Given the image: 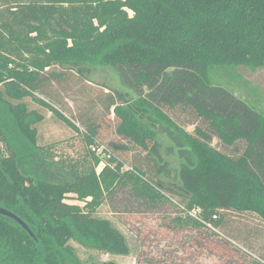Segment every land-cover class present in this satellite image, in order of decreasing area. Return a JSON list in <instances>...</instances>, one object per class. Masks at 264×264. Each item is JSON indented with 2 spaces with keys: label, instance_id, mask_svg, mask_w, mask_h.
<instances>
[{
  "label": "trees",
  "instance_id": "obj_1",
  "mask_svg": "<svg viewBox=\"0 0 264 264\" xmlns=\"http://www.w3.org/2000/svg\"><path fill=\"white\" fill-rule=\"evenodd\" d=\"M9 14L12 26L0 20V207L35 238L0 215V264H82L71 241L127 253L125 236L95 215L107 195L129 179L151 202L172 190L123 171L113 148L146 152L159 173L179 183L186 220L178 222L186 227L227 228L228 213L264 221V112L210 78L217 66L264 69V0H43ZM14 27L36 34L15 49L27 57L2 54L6 39L19 40ZM99 67L113 69L127 92L109 98L117 140L104 146L97 128L87 131L89 148L105 152L91 151L93 165L78 170L39 143L47 119L41 109L79 131L42 97L51 98L66 71L88 80ZM71 195L83 206L68 203Z\"/></svg>",
  "mask_w": 264,
  "mask_h": 264
},
{
  "label": "rangeland",
  "instance_id": "obj_2",
  "mask_svg": "<svg viewBox=\"0 0 264 264\" xmlns=\"http://www.w3.org/2000/svg\"><path fill=\"white\" fill-rule=\"evenodd\" d=\"M28 2L43 0H0V20L12 26L9 9ZM15 29L19 33V40L13 44L12 40L6 39L7 50L2 54L17 59L27 57L26 53L15 49L22 47L23 42L36 34L29 36L28 31L20 27ZM3 35L9 38L8 32ZM34 44L32 42L31 46ZM56 71L65 73L59 69ZM210 78L215 86L231 91L264 112V69L238 70L217 66L211 69ZM50 90L51 98H42L75 123L79 131L72 130L53 117L51 112L29 102L32 107L41 109L47 118L39 126L40 145H52V153L58 159L70 160L78 170L93 165L92 152L98 154L97 148H89L85 134L97 128V140L104 146H110L111 141L117 140L114 115L108 111L109 98L113 96V90L127 92L126 87L113 69L99 67L88 80L75 72L66 71L65 78L53 82ZM158 139L166 146L171 145L164 136ZM130 148L131 151L113 148L115 156L124 164L123 171L131 170L137 175L144 174L146 179L161 180L172 191H163L164 199L151 202L136 192L139 184L134 180H125L112 195H107L95 215L108 220L125 236L127 253H104L71 241L70 245L82 264H264V221L260 217L228 213L227 228L207 230L186 227L178 222L179 219L183 222L186 220L178 195L183 193L179 183L159 173V166L146 152L133 146ZM168 162L171 168L178 169L177 157L168 158ZM103 166L101 164L97 168L98 173ZM54 170L61 171L58 167ZM67 202L83 206L72 195Z\"/></svg>",
  "mask_w": 264,
  "mask_h": 264
},
{
  "label": "water",
  "instance_id": "obj_3",
  "mask_svg": "<svg viewBox=\"0 0 264 264\" xmlns=\"http://www.w3.org/2000/svg\"><path fill=\"white\" fill-rule=\"evenodd\" d=\"M0 215H4V216L12 218L16 222H18L32 237L35 238L34 234L32 233L31 229L28 227V225L24 223L18 216H16L12 212L0 207Z\"/></svg>",
  "mask_w": 264,
  "mask_h": 264
},
{
  "label": "built area",
  "instance_id": "obj_4",
  "mask_svg": "<svg viewBox=\"0 0 264 264\" xmlns=\"http://www.w3.org/2000/svg\"><path fill=\"white\" fill-rule=\"evenodd\" d=\"M94 148V150H96V148H97V153H98V155H100V154H104V148H102V147H93Z\"/></svg>",
  "mask_w": 264,
  "mask_h": 264
}]
</instances>
